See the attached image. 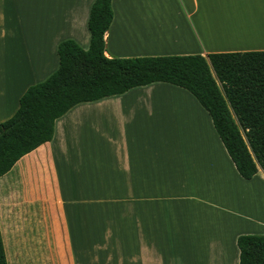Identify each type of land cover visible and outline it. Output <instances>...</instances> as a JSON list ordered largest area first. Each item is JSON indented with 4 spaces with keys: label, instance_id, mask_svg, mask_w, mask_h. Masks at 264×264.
<instances>
[{
    "label": "crops",
    "instance_id": "obj_1",
    "mask_svg": "<svg viewBox=\"0 0 264 264\" xmlns=\"http://www.w3.org/2000/svg\"><path fill=\"white\" fill-rule=\"evenodd\" d=\"M93 2L0 0V123L57 69L60 42L88 48ZM110 10L108 59L264 51V0H110ZM162 12L175 37L148 34ZM258 170L237 175L208 114L178 87L76 104L0 176L6 264H238L236 238L264 235Z\"/></svg>",
    "mask_w": 264,
    "mask_h": 264
},
{
    "label": "trees",
    "instance_id": "obj_2",
    "mask_svg": "<svg viewBox=\"0 0 264 264\" xmlns=\"http://www.w3.org/2000/svg\"><path fill=\"white\" fill-rule=\"evenodd\" d=\"M110 0H94L80 49L65 40L56 47L57 69L26 88L14 114L0 123V176L23 155L50 141L54 121L79 103L152 83L188 92L208 114L237 175H264V51L106 58L103 34L111 21ZM238 264H264V235H240ZM0 264H6L0 238Z\"/></svg>",
    "mask_w": 264,
    "mask_h": 264
},
{
    "label": "bare ground",
    "instance_id": "obj_3",
    "mask_svg": "<svg viewBox=\"0 0 264 264\" xmlns=\"http://www.w3.org/2000/svg\"><path fill=\"white\" fill-rule=\"evenodd\" d=\"M162 17H161V21L159 22V24L154 23L152 24V30L149 31L148 34L154 35L157 38L160 39H170L173 36L175 37V29L176 27H173V23H172V19L171 17L168 15V13H161ZM147 33V31H146ZM145 33V34H146Z\"/></svg>",
    "mask_w": 264,
    "mask_h": 264
},
{
    "label": "rangeland",
    "instance_id": "obj_4",
    "mask_svg": "<svg viewBox=\"0 0 264 264\" xmlns=\"http://www.w3.org/2000/svg\"><path fill=\"white\" fill-rule=\"evenodd\" d=\"M263 177V174L260 170H258V177ZM223 180L227 183L233 182L230 175L227 172H223ZM260 179H255L254 183L255 184H261V182L259 181ZM258 184V185H259ZM261 188L263 189V187L261 186ZM254 200H255V216L257 219L262 220L263 222V226H264V190L261 191H257L255 190V194H254ZM259 204V205H257ZM259 209V211H258ZM264 230V228L262 229ZM264 233V232H262ZM253 235V234H251ZM254 235H260V234H254Z\"/></svg>",
    "mask_w": 264,
    "mask_h": 264
}]
</instances>
